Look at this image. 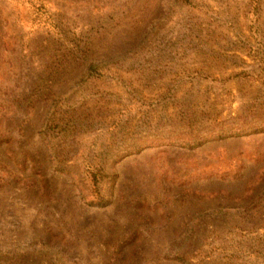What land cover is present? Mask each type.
<instances>
[{"label":"rangeland","instance_id":"374dc122","mask_svg":"<svg viewBox=\"0 0 264 264\" xmlns=\"http://www.w3.org/2000/svg\"><path fill=\"white\" fill-rule=\"evenodd\" d=\"M0 264H264V0H0Z\"/></svg>","mask_w":264,"mask_h":264},{"label":"trees","instance_id":"16d2710c","mask_svg":"<svg viewBox=\"0 0 264 264\" xmlns=\"http://www.w3.org/2000/svg\"><path fill=\"white\" fill-rule=\"evenodd\" d=\"M193 148L196 147V145H192ZM111 196V194H110ZM111 203V199L109 196L107 197H100L99 200H98V204L96 206H99V207H105V206H108L109 204Z\"/></svg>","mask_w":264,"mask_h":264}]
</instances>
